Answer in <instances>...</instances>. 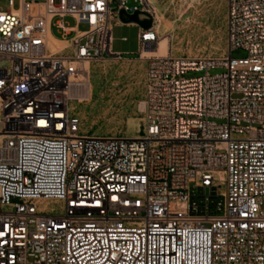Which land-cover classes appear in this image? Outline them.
I'll list each match as a JSON object with an SVG mask.
<instances>
[{
  "label": "built area",
  "instance_id": "built-area-1",
  "mask_svg": "<svg viewBox=\"0 0 264 264\" xmlns=\"http://www.w3.org/2000/svg\"><path fill=\"white\" fill-rule=\"evenodd\" d=\"M128 2L0 9V264H264V0H228L221 57H148L144 128L96 135L74 92L123 57L121 10L153 20L141 53L160 39L155 5Z\"/></svg>",
  "mask_w": 264,
  "mask_h": 264
},
{
  "label": "rangeland",
  "instance_id": "rangeland-1",
  "mask_svg": "<svg viewBox=\"0 0 264 264\" xmlns=\"http://www.w3.org/2000/svg\"><path fill=\"white\" fill-rule=\"evenodd\" d=\"M132 7L136 0H129ZM158 14L167 18L161 23L160 38L166 34L171 41L169 54L184 57H221L227 52L228 0H154ZM15 8L20 0H14ZM9 0H0V9L7 10ZM113 7L116 9L118 3ZM67 24L76 25L72 17ZM86 25L80 26L85 30ZM53 32L60 35L57 29ZM127 38L126 40L124 38ZM64 43L50 46L59 50ZM60 45V46H59ZM113 50L122 53L121 59L93 61L89 63V76L84 83L89 85L87 97L74 101L76 112L83 118L84 129L101 136H135L144 128L143 101L147 58L140 51V27L135 24H116L113 29ZM154 45L149 49L154 50ZM143 55V56H141ZM248 54L239 48L232 52L235 58ZM224 70H212L219 73ZM204 72H189L187 77L203 75ZM50 207L61 210L59 202Z\"/></svg>",
  "mask_w": 264,
  "mask_h": 264
},
{
  "label": "bare ground",
  "instance_id": "bare-ground-1",
  "mask_svg": "<svg viewBox=\"0 0 264 264\" xmlns=\"http://www.w3.org/2000/svg\"><path fill=\"white\" fill-rule=\"evenodd\" d=\"M150 1L152 3L154 2V0H150ZM158 18L160 19L161 23L162 22L163 23L164 22L165 23L168 22L167 21V18L164 15L158 14ZM50 42H52L53 45H57L58 43H63L64 41L63 40H60V39H57V38H55L53 36H49V43ZM170 49H171V41H170V38L166 34H164V36L159 39L158 46L156 48H154V50H152V49H146L143 52V55H148V56H152V55L167 56L170 53ZM85 66H86V69H88L89 72H91L89 63H86ZM90 91L91 90L89 89V85L87 83H83V84L79 85L78 88L75 90V92H74V98H75V96H77V97H83V98L84 97H87L89 95V92Z\"/></svg>",
  "mask_w": 264,
  "mask_h": 264
},
{
  "label": "water",
  "instance_id": "water-1",
  "mask_svg": "<svg viewBox=\"0 0 264 264\" xmlns=\"http://www.w3.org/2000/svg\"><path fill=\"white\" fill-rule=\"evenodd\" d=\"M139 13L140 11H136L134 14L129 15L126 13L125 10H121V16L124 20V15H126L128 17V21L132 22V23H137L138 25H140L142 28L144 29H150L153 25V20L152 19H140L139 17Z\"/></svg>",
  "mask_w": 264,
  "mask_h": 264
}]
</instances>
